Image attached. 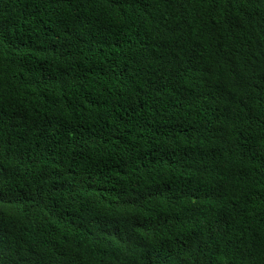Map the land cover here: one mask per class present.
Listing matches in <instances>:
<instances>
[{
  "label": "trees",
  "instance_id": "trees-1",
  "mask_svg": "<svg viewBox=\"0 0 264 264\" xmlns=\"http://www.w3.org/2000/svg\"><path fill=\"white\" fill-rule=\"evenodd\" d=\"M0 264H264V0H0Z\"/></svg>",
  "mask_w": 264,
  "mask_h": 264
}]
</instances>
